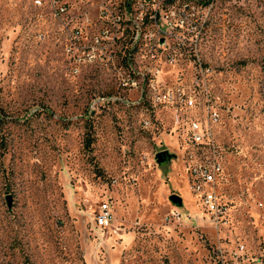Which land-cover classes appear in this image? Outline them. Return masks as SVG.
Instances as JSON below:
<instances>
[{"label":"rangeland","instance_id":"1","mask_svg":"<svg viewBox=\"0 0 264 264\" xmlns=\"http://www.w3.org/2000/svg\"><path fill=\"white\" fill-rule=\"evenodd\" d=\"M163 1L0 0V264H264V0Z\"/></svg>","mask_w":264,"mask_h":264},{"label":"built area","instance_id":"2","mask_svg":"<svg viewBox=\"0 0 264 264\" xmlns=\"http://www.w3.org/2000/svg\"><path fill=\"white\" fill-rule=\"evenodd\" d=\"M133 1V0H131ZM131 1L129 0L128 6H131ZM146 2H151L152 0H145ZM176 0H164L163 2L166 4H173ZM210 4L209 2L205 3L204 5ZM188 6V5H186ZM67 8L62 7L61 11L65 12ZM158 12L156 13V15ZM194 132L195 139L197 141H201L205 136L201 132L200 126L198 124H193L192 128ZM221 172L220 164L210 162L209 164H200L198 168H190V173L193 179L196 181L194 186L195 192H201V200L203 202L204 208L207 213L211 214L215 220L218 222L221 218H225L228 208L227 206L221 202L219 196L216 194L215 191L210 187L208 190L202 191V186L198 185L199 180L205 182L207 185L212 186L215 183L217 175ZM99 209V213L96 216V222L101 227L109 226L113 219L112 212L110 207L107 203L101 204ZM237 255L239 258H245L247 256V250L245 248V244L238 247Z\"/></svg>","mask_w":264,"mask_h":264},{"label":"water","instance_id":"3","mask_svg":"<svg viewBox=\"0 0 264 264\" xmlns=\"http://www.w3.org/2000/svg\"><path fill=\"white\" fill-rule=\"evenodd\" d=\"M169 157H170V155H169V153H168L167 151H164V152L158 153V154H157V162H158L159 164H162V163H164V162L167 160V158H169ZM173 200H174L175 202H179V203H180V201H181L180 198H176V197H174ZM7 201L9 202V203H8V206L11 208V206H12V196H11V195L7 196Z\"/></svg>","mask_w":264,"mask_h":264},{"label":"trees","instance_id":"4","mask_svg":"<svg viewBox=\"0 0 264 264\" xmlns=\"http://www.w3.org/2000/svg\"><path fill=\"white\" fill-rule=\"evenodd\" d=\"M87 142L88 143H86V146H87V148H90L91 147V144H92V140L91 139H88Z\"/></svg>","mask_w":264,"mask_h":264}]
</instances>
